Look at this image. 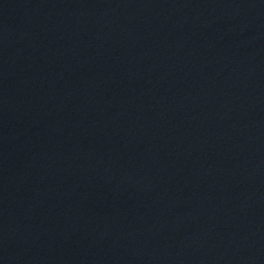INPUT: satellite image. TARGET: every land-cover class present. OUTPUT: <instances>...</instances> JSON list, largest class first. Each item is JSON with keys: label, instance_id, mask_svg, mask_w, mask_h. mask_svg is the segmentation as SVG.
<instances>
[{"label": "water", "instance_id": "95a60500", "mask_svg": "<svg viewBox=\"0 0 264 264\" xmlns=\"http://www.w3.org/2000/svg\"><path fill=\"white\" fill-rule=\"evenodd\" d=\"M0 264H264V0H0Z\"/></svg>", "mask_w": 264, "mask_h": 264}]
</instances>
